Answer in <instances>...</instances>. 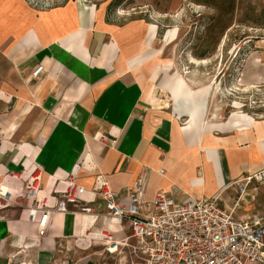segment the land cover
Returning <instances> with one entry per match:
<instances>
[{"label":"crops","instance_id":"obj_1","mask_svg":"<svg viewBox=\"0 0 264 264\" xmlns=\"http://www.w3.org/2000/svg\"><path fill=\"white\" fill-rule=\"evenodd\" d=\"M127 1L41 9L0 0V264H53L59 247L102 258L110 244L96 231L117 244L109 258L127 245L130 223L113 220L98 196L90 213L53 209L43 237L23 216L29 204L54 208L77 166L78 186L92 191L102 177L123 204L141 184V216L159 193L229 208L233 183L264 171V116L227 113L212 86L172 75L171 44L157 46L158 26L122 14ZM34 168L40 189L24 199Z\"/></svg>","mask_w":264,"mask_h":264},{"label":"rangeland","instance_id":"obj_2","mask_svg":"<svg viewBox=\"0 0 264 264\" xmlns=\"http://www.w3.org/2000/svg\"><path fill=\"white\" fill-rule=\"evenodd\" d=\"M27 1L34 7L47 9L70 2L94 7L103 0ZM241 2L242 8L251 4L255 7L257 14L264 11V0H241ZM140 5H146L145 1L128 0L123 5L122 14L136 12L137 15H131V17H143L148 24L158 26L157 46L165 40L168 30L174 28L180 30L178 39L170 45L172 54L176 55V60H169L174 64L171 70L172 75L179 73L184 79H192V77L186 78V75L195 76L198 88L212 86L227 104V113L244 111L264 116V25L258 26L252 23L241 25L243 11L238 12L234 21L230 22L228 17H221L216 10L198 5L191 0H154L153 2L151 0V4L146 8ZM262 16L264 17V14ZM219 18L229 26L222 35H219L217 27L211 28V24ZM259 21L264 23V18ZM39 172V170L35 171L27 185L30 182H33V185L36 184L35 178ZM252 187H257L256 193L251 190L249 196L240 202H238L239 195L233 187H230L232 200L228 204L229 209L238 205L235 211L238 218H247L252 215L264 217V205L261 204V201L264 203V182ZM84 206L80 204L78 208L69 207V210L80 211ZM94 234H100L102 237L97 239L98 244H110L105 247L107 249L111 247V243L115 242L114 239L103 238V234L113 238L108 231H96ZM134 247H136V241L131 237L123 251H119L113 257L110 256L111 258L107 257L109 253L105 251L102 258L97 254L71 258L65 255V249L62 250L59 247L57 252L62 258H59L60 261L57 259L59 262L53 261V264H76L81 261L99 259L101 263H105L114 258L122 259L123 264H132L137 260Z\"/></svg>","mask_w":264,"mask_h":264},{"label":"built area","instance_id":"obj_3","mask_svg":"<svg viewBox=\"0 0 264 264\" xmlns=\"http://www.w3.org/2000/svg\"><path fill=\"white\" fill-rule=\"evenodd\" d=\"M100 139L109 141L106 136ZM79 169L77 166L65 189L58 193L61 199L54 208L37 203L23 210V216L36 224L40 237L47 234L53 209L67 212L70 205L78 208L84 204L80 212L90 213L87 204L93 196H98L113 220L118 224L130 223L137 257L132 264H264V217L238 218L235 214L238 205L229 209L218 197L178 203L164 193L146 203V214L141 216V184L134 186L129 192V203L123 204L102 177L97 178L92 191L78 186L75 180ZM253 182L263 183L264 171L233 183L231 187L239 195L238 202L248 197L251 190H257L250 189ZM32 183L28 184L24 199L34 198L40 189L39 184Z\"/></svg>","mask_w":264,"mask_h":264},{"label":"trees","instance_id":"obj_4","mask_svg":"<svg viewBox=\"0 0 264 264\" xmlns=\"http://www.w3.org/2000/svg\"><path fill=\"white\" fill-rule=\"evenodd\" d=\"M192 2L206 6L207 8L216 10L222 17H228L230 22L234 21V17L240 11H243V18L240 20L241 25L252 23L255 25H264L259 19H263L264 11L260 14L256 13L255 7L251 4H247L242 8L241 0H191ZM261 16V17H260ZM260 17V18H259ZM217 27L219 35H222L229 28L227 24H224L219 18L216 22L211 24V28ZM1 146V141H0Z\"/></svg>","mask_w":264,"mask_h":264},{"label":"bare ground","instance_id":"obj_5","mask_svg":"<svg viewBox=\"0 0 264 264\" xmlns=\"http://www.w3.org/2000/svg\"><path fill=\"white\" fill-rule=\"evenodd\" d=\"M92 6V5H91ZM94 6V5H93ZM179 34H180V30L177 29V28H174V29H170L166 32L165 34V40L166 42H168L169 44H172L174 41H176L179 37ZM182 37V36H181ZM173 45V44H172ZM92 238H95V239H102L101 235L99 234H93L91 236ZM115 245H111L110 249L108 250V252H117V248L114 247Z\"/></svg>","mask_w":264,"mask_h":264}]
</instances>
